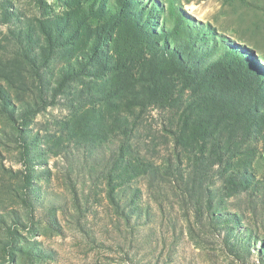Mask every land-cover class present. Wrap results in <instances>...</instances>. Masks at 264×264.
<instances>
[{"label": "rangeland", "instance_id": "374dc122", "mask_svg": "<svg viewBox=\"0 0 264 264\" xmlns=\"http://www.w3.org/2000/svg\"><path fill=\"white\" fill-rule=\"evenodd\" d=\"M264 0H0V264H264Z\"/></svg>", "mask_w": 264, "mask_h": 264}, {"label": "trees", "instance_id": "16d2710c", "mask_svg": "<svg viewBox=\"0 0 264 264\" xmlns=\"http://www.w3.org/2000/svg\"><path fill=\"white\" fill-rule=\"evenodd\" d=\"M262 59H264V58H262Z\"/></svg>", "mask_w": 264, "mask_h": 264}]
</instances>
